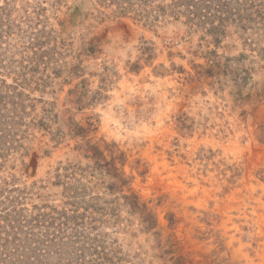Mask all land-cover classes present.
<instances>
[{"label": "rangeland", "instance_id": "obj_1", "mask_svg": "<svg viewBox=\"0 0 264 264\" xmlns=\"http://www.w3.org/2000/svg\"><path fill=\"white\" fill-rule=\"evenodd\" d=\"M0 264H264V0H0Z\"/></svg>", "mask_w": 264, "mask_h": 264}, {"label": "bare ground", "instance_id": "obj_2", "mask_svg": "<svg viewBox=\"0 0 264 264\" xmlns=\"http://www.w3.org/2000/svg\"><path fill=\"white\" fill-rule=\"evenodd\" d=\"M116 128V127H115ZM120 131V130H119Z\"/></svg>", "mask_w": 264, "mask_h": 264}]
</instances>
